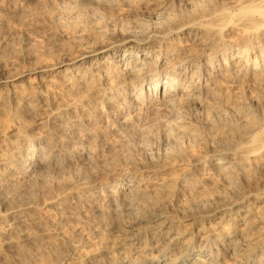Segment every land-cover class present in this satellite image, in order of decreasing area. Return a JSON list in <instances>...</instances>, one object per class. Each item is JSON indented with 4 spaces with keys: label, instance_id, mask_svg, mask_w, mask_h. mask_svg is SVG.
I'll use <instances>...</instances> for the list:
<instances>
[{
    "label": "bare ground",
    "instance_id": "6f19581e",
    "mask_svg": "<svg viewBox=\"0 0 264 264\" xmlns=\"http://www.w3.org/2000/svg\"><path fill=\"white\" fill-rule=\"evenodd\" d=\"M0 264H264V0H0Z\"/></svg>",
    "mask_w": 264,
    "mask_h": 264
}]
</instances>
